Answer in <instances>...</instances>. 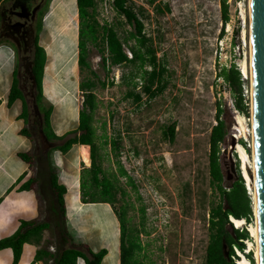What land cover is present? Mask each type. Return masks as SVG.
<instances>
[{
	"label": "rangeland",
	"instance_id": "374dc122",
	"mask_svg": "<svg viewBox=\"0 0 264 264\" xmlns=\"http://www.w3.org/2000/svg\"><path fill=\"white\" fill-rule=\"evenodd\" d=\"M57 1L46 0L34 23L39 44L44 45L51 40L47 50L49 65L53 64L56 45L64 37L67 39L62 50L60 73L63 75L56 79L54 85L60 87L63 102L52 108L50 126L61 136L71 134L63 140L51 141L53 147L49 151V159L54 166V161L56 163L60 157L62 173L58 181L64 187L67 188L74 178L72 165L77 167L78 178L83 175L89 180L87 170L91 161L88 165L80 161L77 145L66 153L54 150V147L74 136L72 133L77 129L78 112L83 102L78 85L91 80L95 85L93 93L96 98L92 126L97 163L114 184L113 204L95 203L94 207H82L77 214L69 201L74 190L69 189L64 196L67 215L62 218L66 243H71V247L79 246L84 253L105 249L112 256L106 263L110 264L116 257L118 244V236L112 235L116 226L113 216L118 221L117 216L125 207L126 239L129 237L140 246L133 252V264H205L209 239L208 210L211 203L218 201L217 193L210 185L208 171L209 135L215 125L218 102L223 111L221 118L227 127L219 155L222 185L227 189L239 175L243 179L236 147L245 142L242 135L235 138L234 125L238 128L237 123L241 122L245 128L241 118L245 114L235 109L234 98L217 73L221 67L241 66L243 62L250 72L248 0H244L248 6L244 31L235 19L237 0H226L229 20L225 25L221 20V0H127L126 6L143 25L142 43L130 36L135 34V29L116 13L113 0H95L93 20L97 23V42L87 43L88 68L80 72L75 64V80L71 70L77 59L73 56L76 39L72 33L78 26L76 4L74 0H64L62 12L57 8V15H54ZM49 12L44 24L42 19ZM105 25L114 28L124 43L128 58L132 57V48L140 50L148 60L142 66H139V61L115 67L106 63L104 66L101 57L107 56L102 33ZM221 29L224 32L222 36ZM220 40L226 45L222 50ZM30 49L29 60L33 50ZM150 59L154 65L150 64ZM148 73H154L150 83ZM28 77L27 97L31 98L34 91ZM249 86L248 75V80L242 81L241 89ZM45 91L50 102L56 99V89L53 91L52 86H47ZM130 92L139 99L134 100ZM29 103L34 111L33 101ZM43 104L44 107L48 105ZM35 113L34 131L39 135L42 114L39 111ZM171 125H174L175 135L169 142L166 133ZM44 147L49 146L45 144ZM245 152L251 158L252 149ZM88 157L90 159V150ZM248 167L250 163H247ZM120 169L125 175L120 174ZM247 173L250 179L251 169H247ZM244 183L251 197L245 180ZM77 191L79 194L82 192L80 181ZM94 194L98 197L99 190ZM251 225H255L254 212L251 224L238 228L232 224V227L248 231ZM248 234L249 239L244 241L245 252L253 258V263L249 264H256V243L249 231ZM55 249L58 251L60 248ZM234 258L233 261L238 259L236 254Z\"/></svg>",
	"mask_w": 264,
	"mask_h": 264
},
{
	"label": "trees",
	"instance_id": "16d2710c",
	"mask_svg": "<svg viewBox=\"0 0 264 264\" xmlns=\"http://www.w3.org/2000/svg\"><path fill=\"white\" fill-rule=\"evenodd\" d=\"M127 0H113V8L116 13L124 17L128 24H132L135 29V34H130L138 43L143 42V25L137 18L135 13L126 6ZM77 17H78V35L77 63L79 71L83 68H88L86 61L87 43L95 44L97 42V23L93 20L95 8V0H75ZM221 20L225 25L229 20L228 5L226 0H221ZM103 40L107 56H102L103 65L107 64L110 67L121 66L126 64H135L139 61V66L148 60L145 54L140 50L130 48L132 57L128 58L124 51V43L119 39L116 31L112 27L106 25L102 27ZM224 34L223 29L220 31V36ZM103 51V50H102ZM151 60V59H150ZM150 62V61H148ZM107 63V64H106ZM150 64L154 65L151 60ZM45 65V51L38 45V35L36 34L33 42L32 58H31V75L33 77L34 87V102L38 111L42 114L41 130L48 141L63 140L67 133L62 136H57L50 126V116L52 107L43 106V70ZM154 77V73H148L149 83ZM223 83L228 87L234 98V107L239 112L248 115V109L243 103L242 98V81L238 70L234 65L230 68L221 67L217 73ZM112 84V83H111ZM104 87L105 84L102 83ZM95 85L91 80L81 82L79 90L83 94L82 107L78 112V126L72 133L74 136L65 140L61 145L55 146L54 150H59L62 153L68 152L73 145H85L90 150L91 165L87 174L89 180L83 175L79 178L81 192V201L86 204L106 203L113 204L114 189L113 182L107 178L97 163V148L94 143V128L92 126V116L96 108V98L93 93ZM134 100L139 99L138 96L129 94ZM21 96L20 90L17 87V82L14 81L8 96V105L12 104ZM223 111L221 104L218 102L215 110V125L212 126L209 135V155H208V171L210 177V185L214 192L217 193L218 201L211 203L208 210V230L209 239L206 247L205 264H235L234 247L243 253L245 250L244 241L249 239L248 231L244 228L241 230L234 229L230 218L244 220L245 224L252 222V199L247 194L244 180L239 175L237 180L231 183L229 188H224L222 185L223 174L220 165V145L224 142L227 135V127L225 121L221 118ZM28 114L27 105L23 104L22 115L26 117ZM79 132L78 135H76ZM24 135H29L26 130H22ZM174 125L168 128L166 136L169 142L174 139ZM114 144V143H113ZM248 150V149H246ZM20 157L29 161L31 158L28 155L20 154ZM102 175L99 177V175ZM120 174L125 175V172L120 169ZM49 185L54 194L59 213L62 218L65 216V201L66 187L58 181V172L56 168L49 162ZM99 190L98 197H95V191ZM92 191V192H91ZM89 196V197H88ZM126 209L123 207L117 216L119 221V264H133V252L135 248L139 249V244L127 238L126 228ZM49 227L46 223L37 222H21L18 230L9 238L0 240V249L10 248L13 252L12 264H17L21 255V249L24 243H27L31 237H39L41 232ZM66 235V230H63ZM223 244L226 246V253L223 250ZM89 256L76 248L63 249L60 252L50 254L52 264H76L77 259L81 258L85 264H101L103 257L106 254L105 249H101L96 253L87 252ZM43 255H49L44 250L36 252L34 261L42 259ZM250 263H253V258L250 254L246 255Z\"/></svg>",
	"mask_w": 264,
	"mask_h": 264
},
{
	"label": "crops",
	"instance_id": "0c3cea01",
	"mask_svg": "<svg viewBox=\"0 0 264 264\" xmlns=\"http://www.w3.org/2000/svg\"><path fill=\"white\" fill-rule=\"evenodd\" d=\"M13 2L14 0H0V16L4 14V9L8 8ZM63 7L64 0H58L53 8L54 15H57L55 13L57 8L62 12ZM50 12L43 17L42 22L44 24ZM72 33L73 38L76 39V53L73 50V56L78 57V26L76 32L74 29ZM62 40L56 45V52L52 55L53 64L49 65L47 50H49V46L52 44L51 40L41 45L38 39V45L45 51L42 80L43 103H47V106H51L52 108L63 102L59 94L60 87L54 86L56 79L60 75H63L60 73L63 67L61 64L62 50L65 47L64 44H66L67 39L64 37ZM31 58L29 60L28 53H20L9 40L0 34V240L11 237L18 230L21 222L46 223L49 227L43 230L39 237H31L27 243L23 244L17 264H52L50 254L68 248L80 249L79 246L71 247V243H66L67 236L63 233L65 229L64 224H62L63 219L49 185V162L52 163L49 159V151L52 147H44L46 143L43 141L40 132L41 138L34 131V119L37 114L35 113V108L33 111L32 105L29 103L30 101L35 103L34 95L32 94L31 98L27 97L29 96V85L26 84V77L29 75L31 69ZM55 63L57 66H55ZM75 64L78 67L77 59L74 61L71 70L73 80L76 78ZM29 78L28 80L30 81ZM14 81L17 82L21 96L8 105V96ZM47 86H52L53 91L56 89V99L52 102H50L45 91ZM31 90L34 91L32 83ZM23 104L27 105L28 114L26 117L22 115ZM66 105L69 106L68 103ZM22 130H26L29 135H24ZM55 134L61 136L56 132ZM48 142L52 144L51 141ZM20 154L28 155L31 159L25 161L20 157ZM56 161V163L54 161V166L57 168L59 176L62 173V168L59 164V161H61L60 157ZM72 166L75 174L73 180L66 188V193L69 189L74 190L69 201L75 209L73 212L77 214L82 207H88L89 205L94 207V204L82 203L81 194L77 191L79 184V178L76 173L77 167L76 165ZM65 206L64 219L67 215L66 202ZM113 219L116 222V226L115 230L113 228L112 235L114 237L118 236V244L116 247V257L111 260L110 264H119V223L115 215ZM54 247L60 249L56 251ZM39 250H44L49 255H43L42 259L34 261L36 252ZM85 255L89 256L88 253H85ZM110 257H112L111 254L106 251L101 264H106ZM12 262V250L10 248L0 249V264H12ZM76 264L85 263L83 259L79 258Z\"/></svg>",
	"mask_w": 264,
	"mask_h": 264
},
{
	"label": "water",
	"instance_id": "95a60500",
	"mask_svg": "<svg viewBox=\"0 0 264 264\" xmlns=\"http://www.w3.org/2000/svg\"><path fill=\"white\" fill-rule=\"evenodd\" d=\"M24 26V23L17 22ZM252 90H251V116L253 129V146L255 151V185L257 196V223L259 235L260 264H264V0H252ZM29 79L33 77L29 72ZM34 108L38 109L34 103ZM40 134L43 141L53 147L45 138L42 130ZM230 221V220H229ZM231 222V221H230ZM226 246L223 244L225 256Z\"/></svg>",
	"mask_w": 264,
	"mask_h": 264
},
{
	"label": "flooded vegetation",
	"instance_id": "af4514ba",
	"mask_svg": "<svg viewBox=\"0 0 264 264\" xmlns=\"http://www.w3.org/2000/svg\"><path fill=\"white\" fill-rule=\"evenodd\" d=\"M46 0H14L0 16V34L9 40L20 53H30L35 37L37 12ZM24 23V26L17 25Z\"/></svg>",
	"mask_w": 264,
	"mask_h": 264
},
{
	"label": "bare ground",
	"instance_id": "6f19581e",
	"mask_svg": "<svg viewBox=\"0 0 264 264\" xmlns=\"http://www.w3.org/2000/svg\"><path fill=\"white\" fill-rule=\"evenodd\" d=\"M248 3H249L248 16H249V25H250V27H249L250 72L247 70L246 64L244 62L242 63L241 68H242L243 74L247 77V79H248V75H249L250 86H251V90H252V43H251L252 42V38H251L252 0H248ZM66 63H67V61H66ZM237 125H238V129L240 131H242V133H243V130H245V128L242 126L241 122H240V124L238 122ZM251 141H252L251 158L249 157L247 152H245L243 147H241L239 144H237L236 151H237V153L239 155V159H240V170H241L242 177L245 180V182L247 183L248 189L250 190L251 197H252L251 199H252V208H253L254 217H255V225L254 226H252V225L248 226L247 229H248L250 235L254 238L255 243H256V247L254 250V259L256 261V264H260L259 235H258V223H257V196H256V185H255V173H256V170H255V151H254V146H252L253 140H251ZM77 153H78L80 161L83 162L85 165H88L89 164V157H88L87 147L82 146V145L78 146L77 147ZM247 163H250V167H248V168H247ZM247 169H251V171H252V177L250 176V179H249V174L247 173ZM251 186H252V188H251ZM230 221L237 228L242 226L243 224H245L244 220H242V219L237 220V219H234L231 217ZM247 243L250 246V242H247ZM240 264H249V262L247 261V259L245 257H242Z\"/></svg>",
	"mask_w": 264,
	"mask_h": 264
},
{
	"label": "built area",
	"instance_id": "2783aa9c",
	"mask_svg": "<svg viewBox=\"0 0 264 264\" xmlns=\"http://www.w3.org/2000/svg\"><path fill=\"white\" fill-rule=\"evenodd\" d=\"M247 7L244 4V0H237L236 6L234 8L235 10V19L238 22V25L240 28L244 31L245 26H246V13H247ZM227 32V30H226ZM225 32V33H226ZM241 41H244V36L241 38ZM220 49L222 50L224 48L223 41H219ZM237 50H239V44H236ZM234 49V48H233ZM236 70L239 71L240 76H241V81H247V77L243 74L242 68L239 64H234ZM248 88V89H247ZM246 89L243 88L242 90V98H243V103L248 109V115H243L241 118L243 120V124L245 126V134L241 133L240 130L237 128L236 124L234 125V131L237 133L235 135V138H239L240 135L243 136V141L245 142L244 144L241 143V146L243 149L246 151V149H251V144H252V136H253V129H252V116H251V86L247 87ZM239 135V136H238ZM246 135V136H245ZM239 141V140H237ZM246 146V147H245ZM250 193V190H249ZM235 254L238 257L234 262L235 264H239V260L241 261L242 255L238 252V250L234 247ZM244 255L246 256L247 253L244 251ZM235 258L233 257V260Z\"/></svg>",
	"mask_w": 264,
	"mask_h": 264
},
{
	"label": "clouds",
	"instance_id": "9594fccd",
	"mask_svg": "<svg viewBox=\"0 0 264 264\" xmlns=\"http://www.w3.org/2000/svg\"><path fill=\"white\" fill-rule=\"evenodd\" d=\"M232 223V222H231ZM245 251V250H244ZM243 257H245L246 259H247V261H249V259L247 258V256H245L244 255V252L243 253H241V252H239ZM249 263H250V261H249Z\"/></svg>",
	"mask_w": 264,
	"mask_h": 264
}]
</instances>
